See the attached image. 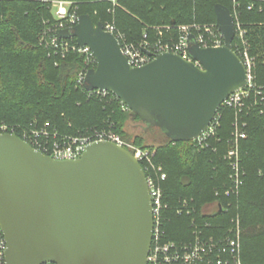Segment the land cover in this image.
<instances>
[{"label": "water", "instance_id": "obj_1", "mask_svg": "<svg viewBox=\"0 0 264 264\" xmlns=\"http://www.w3.org/2000/svg\"><path fill=\"white\" fill-rule=\"evenodd\" d=\"M214 12L223 46L201 49L189 36V56L201 69L176 53L132 67L115 37L87 15L56 35L92 52L96 67L84 77L86 91L110 92L148 127L174 143L191 142L246 85L232 50V15L221 5ZM152 227L145 173L129 151L98 142L77 160L55 161L17 136H0L5 264H147Z\"/></svg>", "mask_w": 264, "mask_h": 264}, {"label": "trees", "instance_id": "obj_2", "mask_svg": "<svg viewBox=\"0 0 264 264\" xmlns=\"http://www.w3.org/2000/svg\"><path fill=\"white\" fill-rule=\"evenodd\" d=\"M48 1L0 0V124L49 123L63 135L111 126L124 141L155 151L154 164L166 174L161 186L167 241L191 240L193 221L205 236L226 237L231 220L238 217L241 264H264V1L236 0L234 8L232 0H118L116 6L107 0H65L71 2L70 11L89 16L94 26L113 22L132 43L144 34L154 39L157 27L170 26L176 32L179 26L216 24V5L232 16L236 13L253 58L254 83L263 97L261 101L251 94L250 108L243 112L246 138L240 141L239 154L244 176L237 197L226 195L232 187L225 156L234 111H220L216 136L209 147L198 150L193 141L174 143L161 130L148 127L118 99L88 98L77 84L82 55H54L40 43L42 31L55 23ZM236 43L234 38L233 47ZM146 131H158L162 141L148 142ZM206 208L213 212L204 213Z\"/></svg>", "mask_w": 264, "mask_h": 264}, {"label": "built area", "instance_id": "obj_3", "mask_svg": "<svg viewBox=\"0 0 264 264\" xmlns=\"http://www.w3.org/2000/svg\"><path fill=\"white\" fill-rule=\"evenodd\" d=\"M107 1L116 6L118 0ZM232 1L234 8H236L238 5L236 0ZM48 2L55 23L42 31L40 43L45 42L54 55H61L62 57L70 53L82 55L83 69L78 75L77 84L83 86L87 71L96 67L92 52L88 47L81 48L75 41L72 42L74 39H59L56 35L59 30H69L75 27L79 16L75 11H70L71 2L69 1L50 0ZM251 5L248 10H251ZM232 18L234 38L237 40L235 46L233 47L232 45V50L240 58L244 66L246 85L227 97L220 105L207 129L193 142L198 150L209 147L210 141L214 139L220 127L221 114L219 115L218 112L221 109L234 111L231 138L228 142L229 149L225 156L231 170L232 187L226 191V195L237 197L244 176V172L240 167L239 154L240 141L246 138V123L242 118L243 112L246 108H250V106H247V102L251 94L260 97L261 101L263 97L261 87H257L254 83V63L248 52L244 31L238 22L236 13ZM102 28L103 31L115 37L122 55L126 58L128 64L135 68L148 64L155 55L176 53L183 59L193 62L201 69L199 62L192 60L189 56V36H193L195 44L201 49L219 48L224 43L223 35L216 24L179 26L176 32L170 26L157 27L153 28L156 31L154 39L144 34L143 38L136 43L129 42L113 22L102 24ZM144 51H148L151 56L144 53ZM86 94L88 98L104 97L106 99L110 96L112 100L118 99L112 93L103 90L86 91ZM122 105L125 106L124 104ZM123 109L126 110L127 107ZM1 135L17 136L35 151L55 161L77 160L88 145L98 142L113 143L129 151L145 173L152 205L153 227L147 264H241V229L238 217L231 220L232 225L226 237L205 236L201 227L198 228L193 221L194 231L191 240L180 243L166 240L162 221V213L166 209V204L163 203V188L161 186V183L166 179V174L161 166L154 164L155 151L141 149L130 142L124 141L112 130L111 126L108 130L94 129L87 134L63 135L56 129H51L49 123L42 125L33 123L22 127L1 123ZM178 214H180V211H178ZM4 252L5 242L0 230V264H5Z\"/></svg>", "mask_w": 264, "mask_h": 264}, {"label": "rangeland", "instance_id": "obj_4", "mask_svg": "<svg viewBox=\"0 0 264 264\" xmlns=\"http://www.w3.org/2000/svg\"><path fill=\"white\" fill-rule=\"evenodd\" d=\"M220 111L218 112L219 115L221 114ZM146 134H147V137H148V142H152L153 144H159L162 141V139H163L162 134L159 133L158 131H150V132L146 131ZM211 212H213V210H211V208H209V209L206 208L204 210V213H208L209 214Z\"/></svg>", "mask_w": 264, "mask_h": 264}]
</instances>
